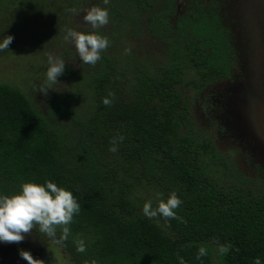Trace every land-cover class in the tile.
Masks as SVG:
<instances>
[{
  "label": "trees",
  "instance_id": "trees-1",
  "mask_svg": "<svg viewBox=\"0 0 264 264\" xmlns=\"http://www.w3.org/2000/svg\"><path fill=\"white\" fill-rule=\"evenodd\" d=\"M16 1L31 11L27 23L45 13L51 27L63 15L101 0ZM161 1L149 28L170 46L167 68L156 76L136 74L131 94L121 96L108 83L114 67L105 59L109 69L100 70L91 86L94 112L80 123L74 144L50 127L22 91L0 84V194H15L28 181H52L70 190L80 210L68 225L55 226V239L67 227L57 244L75 264H179L177 257L185 264H211L208 241L224 248L221 264H252L254 257L264 264V194L219 187L204 159L215 156L214 147L180 133L190 122L186 77L193 76L198 92L231 77L235 56L226 0H182V10L181 0ZM132 2L143 11L150 4ZM102 98L110 103H101ZM67 106L58 100L54 111L69 117ZM114 139L128 162L157 179L165 200L175 191L181 201L175 219L158 215L159 225L138 213L130 192L116 186L101 155ZM201 248L204 255L197 258Z\"/></svg>",
  "mask_w": 264,
  "mask_h": 264
},
{
  "label": "rangeland",
  "instance_id": "rangeland-1",
  "mask_svg": "<svg viewBox=\"0 0 264 264\" xmlns=\"http://www.w3.org/2000/svg\"><path fill=\"white\" fill-rule=\"evenodd\" d=\"M149 1L143 11L132 0H107V3L101 0L98 5H86L73 14L63 15L62 21L56 20L50 27L44 21L45 13L36 14L33 22L27 23L31 11L23 10L20 1L0 0V37H13L8 49L0 51V84L22 91L50 127L60 131L67 143L74 144L80 123L87 122L94 112L91 86L100 70L109 69L103 64L105 59L114 67L108 83L121 96L131 94L136 74L148 72L156 76L167 68L170 46L149 28L150 16L160 13L163 2ZM225 5L232 19L231 46L235 56L232 79L198 92L190 82L193 76L186 77L183 91L189 101L190 122L180 133L214 147L215 156L208 154L204 159L209 176L219 187L242 188L253 195H262L264 0H226ZM92 7L108 10V22L96 29L83 20ZM68 29L107 38L108 46L95 64H85L79 59L71 39H65ZM49 56L64 63V71L55 83L47 82L45 77ZM45 84L51 89L41 94L38 89ZM58 100L68 104L69 117L55 113ZM101 155L106 172L114 178L116 186L130 192L138 213L143 214L145 202L155 208L165 200L157 179L145 176L135 162H128L116 149L104 148ZM151 219L160 225L158 215ZM23 235L25 239L19 243H0V264H27L19 256L21 250L28 251L42 264H75L52 238L39 232L38 225ZM204 247L210 251L211 264L222 263L224 248L213 241L206 242Z\"/></svg>",
  "mask_w": 264,
  "mask_h": 264
},
{
  "label": "clouds",
  "instance_id": "clouds-1",
  "mask_svg": "<svg viewBox=\"0 0 264 264\" xmlns=\"http://www.w3.org/2000/svg\"><path fill=\"white\" fill-rule=\"evenodd\" d=\"M107 3V0H104ZM83 20L90 24L92 29L108 22V10L106 8L92 7L83 15ZM13 37L6 35L0 37V51L8 49ZM65 39H71L79 59L85 64H95L100 58V53L108 46V40L96 33H80L71 29L67 30ZM64 71V63L59 58L48 57V66L45 71L46 81L55 83L57 77ZM51 89L47 84L41 86L38 91L45 94ZM101 103L107 105L110 101L102 98ZM122 140V137L117 138ZM114 139L110 150L115 151ZM181 201L175 191L171 192L166 200L158 202L155 208L150 202H145L142 212L145 217L152 218L159 215L162 218H176L175 209ZM80 210V205L74 199L70 190L58 187L55 182L44 181L43 184L28 181L20 185L19 191L12 195L0 194V243H19L25 239L23 234L38 225V230L54 242L60 243L68 233L67 227L62 228L59 239H55V226L68 225L74 214ZM82 246L77 251H82ZM204 255V249L198 250L197 258ZM19 256L27 264H42L40 260H34L28 251H19ZM179 264H185L182 257H177ZM252 264H261L259 257H254Z\"/></svg>",
  "mask_w": 264,
  "mask_h": 264
},
{
  "label": "flooded vegetation",
  "instance_id": "flooded-vegetation-1",
  "mask_svg": "<svg viewBox=\"0 0 264 264\" xmlns=\"http://www.w3.org/2000/svg\"><path fill=\"white\" fill-rule=\"evenodd\" d=\"M232 76H233V68H232V73H231V77H230V78H228V79H225V80H222V81H220V82H217V83H214V84H218V83H221V82H223V81H227V80L229 81V80H231V79H232ZM210 85H213V84H210ZM210 85H208V86H207V88H208ZM207 88H206V89H207Z\"/></svg>",
  "mask_w": 264,
  "mask_h": 264
}]
</instances>
